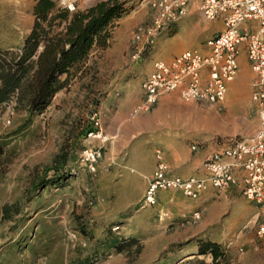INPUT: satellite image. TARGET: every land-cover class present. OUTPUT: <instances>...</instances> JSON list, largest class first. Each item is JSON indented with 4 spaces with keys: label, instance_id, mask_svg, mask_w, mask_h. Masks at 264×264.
<instances>
[{
    "label": "rangeland",
    "instance_id": "374dc122",
    "mask_svg": "<svg viewBox=\"0 0 264 264\" xmlns=\"http://www.w3.org/2000/svg\"><path fill=\"white\" fill-rule=\"evenodd\" d=\"M28 2L21 0L16 8H27ZM120 2L124 12L115 26L145 7L140 0ZM75 7L72 12L84 9L80 1ZM26 17L16 18L15 24H25ZM196 18L200 28H214L219 22L204 19L197 10ZM6 22V17L0 18L1 24ZM27 30L0 28V42L18 51ZM129 54V46L94 48L40 113L31 114L14 98L0 106V264H264V238L255 233L262 214L247 199L254 210L246 211L245 224L230 239L217 242L225 257L213 263L210 254H190L199 215L186 217L170 210L165 217L162 210L143 203L144 192L135 190L138 184L125 182L135 154L104 140L102 128L132 84L142 83L156 58L132 62ZM243 75L244 84L236 92L234 84ZM252 76L240 63L219 105L178 98L185 107L183 129L193 140L219 144L253 134L258 119L250 95ZM85 150L100 153L93 168ZM215 229L224 227L217 224ZM131 238L135 241L117 251L116 244Z\"/></svg>",
    "mask_w": 264,
    "mask_h": 264
},
{
    "label": "built area",
    "instance_id": "2783aa9c",
    "mask_svg": "<svg viewBox=\"0 0 264 264\" xmlns=\"http://www.w3.org/2000/svg\"><path fill=\"white\" fill-rule=\"evenodd\" d=\"M150 19L133 29L130 60L138 61L157 38L171 32L173 25L196 9L208 20L220 19L222 29L204 40L205 51L185 49L169 61L154 59L152 69L141 83L143 96L133 110L147 111L159 97L175 92L183 102L219 105L225 100L228 84L238 72V57L243 52L253 73L251 100L256 106L258 125L252 135L230 138L204 156L203 174L182 177L172 174L160 149L155 150L156 165L143 194L145 205H154L163 190H177L197 199L212 189H236L262 214L255 233L264 238V0H140ZM143 3V4H142ZM59 5L72 12L73 1ZM249 22H255L253 27ZM96 114H94L93 119ZM95 124L98 120L95 118ZM215 142V141H214ZM198 144H193L196 149ZM85 159L93 168L98 151L85 150ZM198 212L194 213L197 216Z\"/></svg>",
    "mask_w": 264,
    "mask_h": 264
},
{
    "label": "crops",
    "instance_id": "0c3cea01",
    "mask_svg": "<svg viewBox=\"0 0 264 264\" xmlns=\"http://www.w3.org/2000/svg\"><path fill=\"white\" fill-rule=\"evenodd\" d=\"M19 1L21 0H0V18H7L6 25L0 23V28H28L27 35L34 23V1L31 0L32 3L28 2L27 8H16ZM61 1H73L75 5L80 1V5L86 8L101 0ZM142 10V13H138L133 18L125 17L117 22V25L111 31L108 49L111 47L115 49L128 48L135 26L150 19L148 8L144 7ZM26 15L25 24L21 22L15 24L16 18L20 19ZM249 23L256 27L255 22ZM199 26V21L196 18V9L193 8L186 16L173 25L169 34L159 36L154 46L146 51L138 61L145 56H156L155 59L169 61L179 52L193 47L205 51L204 40L213 31L222 29L223 25L219 19V22L213 24L214 28H200ZM0 46L11 48V45H4L1 42ZM240 63L251 71L243 52L238 57V71ZM128 68L132 69L133 65ZM239 80L240 77L237 81ZM244 81L245 76L243 75L240 82H235L233 89L238 92L240 90L239 86L244 84ZM142 96L141 84L136 81L132 84V89L128 96L119 104L111 119L108 118L109 122L107 120V123L103 124L101 133L104 140L109 139L119 145H125L127 146L124 148L125 152L135 154L133 155L135 161L131 165L133 168L130 169V172L125 177L128 180L125 182L133 181L136 185L138 184L135 190L141 193L144 192L155 169L156 149L161 150L172 174L182 177L203 174L202 162L204 156L217 147L215 142L210 139L201 142L193 140V135L183 129L184 123L181 121V116L185 107L180 103L175 92L161 95L156 104L149 110L134 113L133 110L141 102ZM193 144H198L196 149L191 148ZM138 152L143 154V160L139 158ZM246 201L249 202L248 200ZM246 201L234 188L225 191L208 189L199 198L190 200L184 199L179 191L169 189L158 192L153 208L162 210L165 217L169 215L170 210L186 217L191 216L192 212H198L199 220H195V226L192 229L194 248L190 253L197 254L199 240L214 242L228 240L240 226L245 224L246 213L254 210V207L246 203ZM241 210L244 212H240ZM217 224H222L224 229L216 231L215 226Z\"/></svg>",
    "mask_w": 264,
    "mask_h": 264
},
{
    "label": "trees",
    "instance_id": "16d2710c",
    "mask_svg": "<svg viewBox=\"0 0 264 264\" xmlns=\"http://www.w3.org/2000/svg\"><path fill=\"white\" fill-rule=\"evenodd\" d=\"M34 23L18 51L0 46V106L12 98L31 113L42 112L55 93L66 87L94 48L109 44L111 31L124 8L120 0H101L70 12L58 0H33ZM65 75V78H61ZM131 238L116 244L117 251ZM198 255L210 254L213 263L224 258L221 245L199 240Z\"/></svg>",
    "mask_w": 264,
    "mask_h": 264
},
{
    "label": "bare ground",
    "instance_id": "6f19581e",
    "mask_svg": "<svg viewBox=\"0 0 264 264\" xmlns=\"http://www.w3.org/2000/svg\"><path fill=\"white\" fill-rule=\"evenodd\" d=\"M240 91H241V89H240Z\"/></svg>",
    "mask_w": 264,
    "mask_h": 264
}]
</instances>
